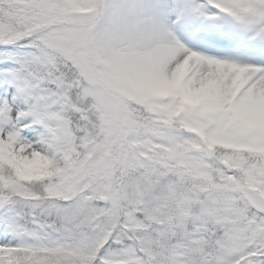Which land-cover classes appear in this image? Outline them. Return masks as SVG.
<instances>
[{"label": "snow or ice", "instance_id": "obj_1", "mask_svg": "<svg viewBox=\"0 0 264 264\" xmlns=\"http://www.w3.org/2000/svg\"><path fill=\"white\" fill-rule=\"evenodd\" d=\"M0 264H264V0H0Z\"/></svg>", "mask_w": 264, "mask_h": 264}]
</instances>
